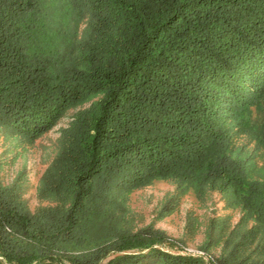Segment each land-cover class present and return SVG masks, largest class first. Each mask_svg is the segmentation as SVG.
I'll use <instances>...</instances> for the list:
<instances>
[{"label": "trees", "instance_id": "trees-1", "mask_svg": "<svg viewBox=\"0 0 264 264\" xmlns=\"http://www.w3.org/2000/svg\"><path fill=\"white\" fill-rule=\"evenodd\" d=\"M86 101L39 179L46 205L0 180V264H205L152 224L105 222L155 179L239 207L209 264H264V0H0V137Z\"/></svg>", "mask_w": 264, "mask_h": 264}, {"label": "rangeland", "instance_id": "rangeland-1", "mask_svg": "<svg viewBox=\"0 0 264 264\" xmlns=\"http://www.w3.org/2000/svg\"><path fill=\"white\" fill-rule=\"evenodd\" d=\"M83 23H79V29ZM86 101L65 110L56 124L33 140L0 137V180L11 185H21V197L30 210L46 205L48 202L37 194L39 179L58 147L61 129L71 121V116L88 106ZM244 153L252 154L253 141L242 136L237 141ZM255 177H264V158L253 155ZM169 213L162 215L168 208ZM241 211L236 203L217 190H209L199 195L191 186L177 187L171 180L155 179L132 190L124 200L123 207L116 210L105 222L136 231L152 224L162 230L167 237L156 246L172 253L190 254L200 257L205 264L222 250L223 241L237 235L233 229L240 222ZM242 227L251 222L241 223ZM210 244L208 250L202 248ZM254 243L251 244V248ZM108 255L99 264H105ZM66 264H70L65 261Z\"/></svg>", "mask_w": 264, "mask_h": 264}]
</instances>
